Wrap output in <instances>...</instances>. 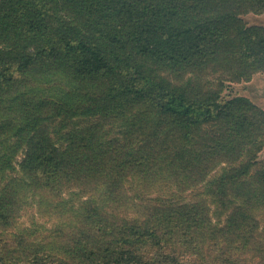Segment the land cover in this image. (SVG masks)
Here are the masks:
<instances>
[{
	"label": "trees",
	"instance_id": "trees-1",
	"mask_svg": "<svg viewBox=\"0 0 264 264\" xmlns=\"http://www.w3.org/2000/svg\"><path fill=\"white\" fill-rule=\"evenodd\" d=\"M247 11L264 0H0V170L25 144L0 227L30 191L101 197L53 244L0 234V264H264V110L202 82L264 72V27ZM135 59L192 76L175 86ZM91 115L122 126L53 142L50 121ZM201 183L210 203L170 190Z\"/></svg>",
	"mask_w": 264,
	"mask_h": 264
},
{
	"label": "rangeland",
	"instance_id": "rangeland-1",
	"mask_svg": "<svg viewBox=\"0 0 264 264\" xmlns=\"http://www.w3.org/2000/svg\"><path fill=\"white\" fill-rule=\"evenodd\" d=\"M243 19L248 25H258L264 27V12L254 13L247 11L242 14ZM141 59H135V62L142 64L141 70L145 71L150 76H155L158 80L166 81L175 86H181L187 84L192 76L188 74L176 75L173 72L165 70L161 67L150 65L146 62H140ZM206 71L207 76L202 79V82L207 80L215 89L221 87V84L226 85L225 91L231 95H242L248 98L251 103L256 107L264 110V72L253 73L249 81L239 79L238 81L233 77L222 73L218 68L213 69V72ZM209 72V73H208ZM223 78V79H222ZM223 80V83L220 81ZM193 85V84H192ZM56 91L60 90L59 87H54ZM56 91H44V94L49 96L56 95ZM105 118L99 115L91 116H71L66 118H59L55 121H50L51 136L54 143L58 145L65 144V135L74 128H80L88 125H95L101 127L108 132L110 136H113L115 132L120 130L118 123H111ZM10 142H12L10 140ZM4 143L0 142V148L3 152ZM5 145V144H4ZM12 145V148L6 150V154L9 155V166L0 170V194L4 185L13 178L21 176L18 163L24 156L25 144L19 147L16 151ZM6 146V145H5ZM7 148V146H6ZM9 152V153H8ZM15 152V153H14ZM264 160V144L262 149L257 155V164ZM223 165V164H221ZM220 164L208 175L207 178L214 179L221 172L222 166ZM171 186L167 187V190ZM174 196H180V199L189 202L205 199L210 203L206 196L207 187L203 183L198 185H192L191 188L182 190L178 186L170 188ZM99 192L92 196L81 195L77 189L71 192H64L60 195L59 199L43 198L35 195L33 191H30L26 195L19 205L17 211L15 223L8 228L0 227V234L9 238H13L17 234H21L29 243L43 241L53 244L54 240H58L62 237V234L72 228V225L76 224L82 215V209L85 207L89 199H93L95 203L100 201ZM54 200V201H53ZM57 202H63L61 206H55ZM211 207L213 205L210 204ZM261 224L264 226V214L260 216ZM55 237L57 239H55Z\"/></svg>",
	"mask_w": 264,
	"mask_h": 264
}]
</instances>
